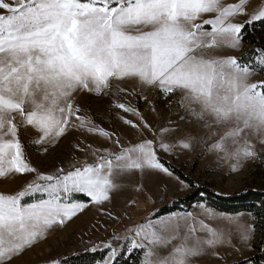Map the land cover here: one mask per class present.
I'll return each instance as SVG.
<instances>
[{"label":"snow or ice","instance_id":"snow-or-ice-1","mask_svg":"<svg viewBox=\"0 0 264 264\" xmlns=\"http://www.w3.org/2000/svg\"><path fill=\"white\" fill-rule=\"evenodd\" d=\"M251 3L0 0V179L32 176L14 192H0V264H12L89 202H110L125 187L124 178L173 176L160 153L201 147L217 162L232 161L233 172L260 156L264 81L251 78L257 69L264 71V49H254L249 61L220 54L240 49L246 27L264 24V0L249 10ZM126 80L136 81L141 91L115 83ZM144 90H156L169 107L174 103L178 120L153 128L138 109L119 101L121 93L147 101ZM82 94L109 98V107L137 116L136 122L121 119L137 130L138 142L124 143L99 126L79 103ZM185 120L192 127L182 130ZM29 129L35 133L30 146L44 154L74 132L98 135L113 147L78 140L73 148L83 159L72 156L67 166L41 172L21 140L22 130ZM143 190L136 184L137 193ZM80 195L88 201L76 199ZM196 207L200 213H152L113 231L91 248L106 253L95 264H119L134 252L141 254L139 264H196L204 256L222 259L216 249L225 245L239 252L234 236L244 246L254 239V225L242 221V214L217 213L202 203Z\"/></svg>","mask_w":264,"mask_h":264},{"label":"rangeland","instance_id":"rangeland-1","mask_svg":"<svg viewBox=\"0 0 264 264\" xmlns=\"http://www.w3.org/2000/svg\"><path fill=\"white\" fill-rule=\"evenodd\" d=\"M227 2L231 3L235 0H227ZM256 3L258 0H252L249 10ZM242 51L241 45L239 50L224 49L221 50L220 54L241 57ZM261 81H264L263 78L256 73L251 78V82ZM115 83L119 87L126 88L128 92H132L134 89L136 93L141 91L134 80ZM143 95L148 97L147 101L140 98L139 95L125 93H121L118 98L120 102L138 109L144 120L153 128L165 125L169 120H178V115L174 114L176 105L173 103L169 107L168 101L160 97L156 90H144ZM79 103L93 114L95 122L99 126L115 133V136L119 137L122 142L136 143L140 139L137 130L125 124L121 119L123 117L136 122L138 117L109 107V98L82 94L79 97ZM179 114L182 115L183 113ZM180 127L183 130L191 128L192 125L185 120L180 122ZM34 135L35 133L30 129L28 131L22 130L21 140L26 145V153L32 166L41 172H50L62 165L67 166V162L72 156L83 159V153L76 152L73 148L74 143L78 140H83L85 144H91L93 147H113L111 141L98 135L81 136L74 132L62 138L57 145L49 148L48 152L44 154L30 146V141ZM144 137L151 138V134L145 131ZM250 138L255 142L254 137ZM260 153L258 158L244 162L240 169L235 172L230 170L232 161L217 162L214 154H204L201 147H196L194 151L176 149L173 154L160 153V157L166 164L180 170L196 186L209 188L222 196H230L241 194L251 187L264 190V149H261ZM89 162H91V157H89ZM31 178V174H27L17 175L14 179H0V192H14ZM121 183L125 187L115 193L110 202H105L99 206L89 202L82 212L66 221L63 226L53 227L46 239L25 251L12 264H50L54 259L63 260L77 253L93 252L91 248L110 239L113 231L122 232L126 227L140 222L152 213H157L160 208L185 198L192 192L187 184L178 180L174 175L171 177L164 174L134 175L124 178ZM138 183L143 184L142 193L135 191V186ZM79 197H83L82 201H88L86 196L80 195L76 199ZM148 197L151 199L149 200ZM129 198L135 200V205L131 207L128 205ZM196 205L191 206L188 212L200 213L201 210ZM108 213L119 216L120 220L111 218ZM239 214H242L239 217L242 221L252 224L250 214ZM230 216L236 217L238 214ZM252 243L253 240L249 244ZM226 247L229 246L226 245ZM222 248L224 249L222 246L216 250H222ZM246 251V246H242L235 255H245ZM231 262L227 259L204 256L199 258L196 264H230Z\"/></svg>","mask_w":264,"mask_h":264},{"label":"trees","instance_id":"trees-1","mask_svg":"<svg viewBox=\"0 0 264 264\" xmlns=\"http://www.w3.org/2000/svg\"><path fill=\"white\" fill-rule=\"evenodd\" d=\"M241 45L243 51L240 58L244 61L252 60L254 58V49H264V24L257 22L255 25L246 27L243 30ZM256 74L264 80V71L257 69ZM165 165L170 168L178 180L187 184L192 192L185 198L178 199L160 208L156 215L164 216L172 212L189 211L191 206L198 203L205 204L218 213L228 215L250 214L252 225L255 228L254 239L251 244V255L237 264H264V190L261 191L251 187L241 194L222 196L209 188L196 186L180 170L166 163ZM78 199L81 200L83 197ZM104 255L106 253L103 251H86L60 261H62V264H95ZM140 257L141 254L139 252H134L131 256L125 255L122 257L119 264H139Z\"/></svg>","mask_w":264,"mask_h":264},{"label":"crops","instance_id":"crops-1","mask_svg":"<svg viewBox=\"0 0 264 264\" xmlns=\"http://www.w3.org/2000/svg\"><path fill=\"white\" fill-rule=\"evenodd\" d=\"M232 243L235 244L239 249L240 247L244 246V245L239 244V240L235 236L232 239ZM223 247L224 249L222 248V250L218 249L220 250L219 252L218 250L216 251L220 254L223 260L227 259L228 261H232L230 264H237L240 261L247 259L251 255V245L250 244L246 246V249H247L246 254L245 255L243 254L242 256L235 255L238 252L233 251L232 248L230 247H226V245Z\"/></svg>","mask_w":264,"mask_h":264}]
</instances>
